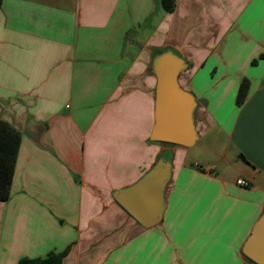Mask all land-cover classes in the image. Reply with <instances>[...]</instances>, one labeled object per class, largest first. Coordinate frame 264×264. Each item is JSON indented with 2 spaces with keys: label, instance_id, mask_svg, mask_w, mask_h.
<instances>
[{
  "label": "crops",
  "instance_id": "0c3cea01",
  "mask_svg": "<svg viewBox=\"0 0 264 264\" xmlns=\"http://www.w3.org/2000/svg\"><path fill=\"white\" fill-rule=\"evenodd\" d=\"M175 3L0 0V119L21 133L0 264L66 249L62 264H255L243 246L264 213V0ZM169 49L198 139L226 136L217 161L151 139L154 60ZM161 156L172 177L147 228L114 192Z\"/></svg>",
  "mask_w": 264,
  "mask_h": 264
},
{
  "label": "water",
  "instance_id": "95a60500",
  "mask_svg": "<svg viewBox=\"0 0 264 264\" xmlns=\"http://www.w3.org/2000/svg\"><path fill=\"white\" fill-rule=\"evenodd\" d=\"M185 67L184 59L170 49L154 60L157 85L152 140L189 147L199 137L194 120L196 97L180 84L178 78ZM171 177L172 162L161 156L137 181L116 190L114 198L141 225L153 227L163 219L166 188ZM243 252L257 264H264V213L254 225Z\"/></svg>",
  "mask_w": 264,
  "mask_h": 264
},
{
  "label": "trees",
  "instance_id": "16d2710c",
  "mask_svg": "<svg viewBox=\"0 0 264 264\" xmlns=\"http://www.w3.org/2000/svg\"><path fill=\"white\" fill-rule=\"evenodd\" d=\"M165 10L175 9V0H161ZM250 81L245 78L241 81L236 97L238 106H241L249 92ZM21 142V133L9 122L0 119V200H8L11 195V185L14 177L18 151ZM171 158V156H169ZM68 249L62 252H51L45 257H22L17 264H62ZM245 255V254H244ZM247 259L257 264L247 255Z\"/></svg>",
  "mask_w": 264,
  "mask_h": 264
},
{
  "label": "rangeland",
  "instance_id": "374dc122",
  "mask_svg": "<svg viewBox=\"0 0 264 264\" xmlns=\"http://www.w3.org/2000/svg\"><path fill=\"white\" fill-rule=\"evenodd\" d=\"M226 142V136L218 131L212 130L208 132L206 135L202 136L201 138L197 139V141L190 146L191 151L198 153L199 157H202L207 160H216L220 157L218 152L221 151L224 143ZM216 150V151H215ZM228 157L230 158H237L236 151L233 150L231 147L227 152ZM220 164L225 166V160ZM232 171H234V167H230Z\"/></svg>",
  "mask_w": 264,
  "mask_h": 264
},
{
  "label": "built area",
  "instance_id": "2783aa9c",
  "mask_svg": "<svg viewBox=\"0 0 264 264\" xmlns=\"http://www.w3.org/2000/svg\"><path fill=\"white\" fill-rule=\"evenodd\" d=\"M237 183L241 184V185H245V186H249L250 185V181L244 178H239L237 179Z\"/></svg>",
  "mask_w": 264,
  "mask_h": 264
}]
</instances>
